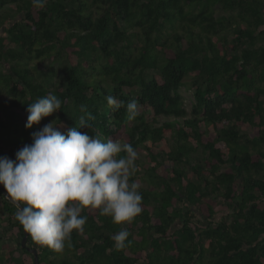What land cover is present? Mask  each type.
I'll return each mask as SVG.
<instances>
[{
	"label": "trees",
	"instance_id": "1",
	"mask_svg": "<svg viewBox=\"0 0 264 264\" xmlns=\"http://www.w3.org/2000/svg\"><path fill=\"white\" fill-rule=\"evenodd\" d=\"M0 64V157L15 159L54 120L76 127L81 105L93 117L81 132L148 157L133 223L86 209L84 232L62 253L28 236L39 264H264V0H0ZM50 93L60 111L26 128L29 104ZM109 95L138 101L141 114L128 121ZM4 192L0 248L12 250L0 264H19L18 252L33 264ZM121 227L131 244L117 250Z\"/></svg>",
	"mask_w": 264,
	"mask_h": 264
},
{
	"label": "clouds",
	"instance_id": "2",
	"mask_svg": "<svg viewBox=\"0 0 264 264\" xmlns=\"http://www.w3.org/2000/svg\"><path fill=\"white\" fill-rule=\"evenodd\" d=\"M48 0H31L35 9H44ZM107 105L126 108L127 120L140 114L142 105L109 95ZM62 101L55 94L37 99L27 108L26 128L59 112ZM76 127L57 120L32 133L31 143L15 153V159L0 157V186L4 198L17 205L15 220L32 240L62 253L72 246L73 233L82 234L88 217L86 209L98 210L114 225L133 223L143 211L141 185L134 179L139 171L137 150L127 142L109 138L102 141L89 131L93 117L81 105ZM127 227L111 236L115 249L130 246Z\"/></svg>",
	"mask_w": 264,
	"mask_h": 264
},
{
	"label": "rangeland",
	"instance_id": "3",
	"mask_svg": "<svg viewBox=\"0 0 264 264\" xmlns=\"http://www.w3.org/2000/svg\"><path fill=\"white\" fill-rule=\"evenodd\" d=\"M6 9L13 10L14 7L13 6H7ZM222 13L223 12L221 10L217 9L216 12H215V15L218 16V15H220ZM17 18H20V16H18ZM44 63H47V61L44 62ZM44 63H43V65L39 66L40 67V71H44L43 68H42V67H44ZM50 65H51V62L49 63V66ZM52 67L56 68L55 65L52 66ZM5 72H6L5 66L3 64H0V76H2ZM55 72H56V79H58V77L60 76V71L57 69V71H55ZM39 80L42 81V82L44 81L42 76L41 77L39 76ZM181 91H182V94H183V96L185 98V108L187 110H189L190 107H191V104L193 102V89L190 87V80L189 79H186V85H185V87L182 88ZM199 153H200V151L197 150L193 154V157H198ZM138 154H139V159L137 160V164L140 166L139 167V171L142 173L143 169L141 168V166L148 163L147 152L144 149H140V150H138ZM170 165H171L170 163L167 164L168 167ZM11 244L12 243H9V242L5 241L4 244L2 245V247L4 248L5 251H4V253H2V248H0V253H2L4 256L8 257V253H10V251L12 250V247H11L12 245ZM16 257H17V260L20 261L19 264H22V261L23 262H30V258L28 256H25V255L21 254L20 252H18L16 254Z\"/></svg>",
	"mask_w": 264,
	"mask_h": 264
},
{
	"label": "water",
	"instance_id": "4",
	"mask_svg": "<svg viewBox=\"0 0 264 264\" xmlns=\"http://www.w3.org/2000/svg\"><path fill=\"white\" fill-rule=\"evenodd\" d=\"M3 194L5 195V192ZM6 200H8L9 202H11L12 204H14L17 207L16 203H14L13 201H11L10 199H7L6 198ZM28 236H29V234L26 233L23 230V238L21 240V247L23 249H26L32 255V257H33V264H39L36 250L30 249L29 247H26V242H27Z\"/></svg>",
	"mask_w": 264,
	"mask_h": 264
},
{
	"label": "bare ground",
	"instance_id": "5",
	"mask_svg": "<svg viewBox=\"0 0 264 264\" xmlns=\"http://www.w3.org/2000/svg\"><path fill=\"white\" fill-rule=\"evenodd\" d=\"M107 136V135H106Z\"/></svg>",
	"mask_w": 264,
	"mask_h": 264
}]
</instances>
